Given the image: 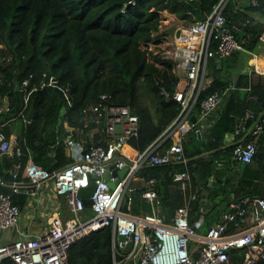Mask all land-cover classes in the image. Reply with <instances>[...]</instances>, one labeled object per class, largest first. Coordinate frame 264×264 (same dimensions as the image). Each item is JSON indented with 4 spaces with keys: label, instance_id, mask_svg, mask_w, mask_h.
<instances>
[{
    "label": "trees",
    "instance_id": "16d2710c",
    "mask_svg": "<svg viewBox=\"0 0 264 264\" xmlns=\"http://www.w3.org/2000/svg\"><path fill=\"white\" fill-rule=\"evenodd\" d=\"M217 1L0 0V100L7 97V105L0 113V124L9 136L6 122L16 118L23 121L17 135L25 152L22 162L27 159L29 150L33 161L49 171L67 164L71 157L64 140L68 136L75 137L76 129L92 130L90 105L101 94H106L112 103L127 105L137 115L138 132L127 141L124 149L131 155L135 151L129 145L136 151L143 150L181 110V103L173 97L179 80V75L172 69L173 61L153 54L143 45L157 39L161 11L167 10L191 22L204 19ZM256 1L255 5L251 0H247L246 5H238L239 0H228L225 9L228 22L240 23L238 30L243 31V36L237 31L236 35L248 37L245 47L250 51H255L260 43L263 22L252 13H259L264 18V0ZM254 62L260 65L259 70L264 69L261 61L256 59ZM50 77L55 81L50 82ZM224 84L219 76L215 77L201 91L192 113L199 111L200 100L207 93L226 89ZM250 94H256L257 99L250 100ZM32 101L34 116L26 121L24 118ZM248 107L254 113L246 122L250 126L264 111V83H252L247 75L239 74L234 87L224 94L218 107L221 108L219 117L208 129L205 149H214L217 154L216 148L223 137L235 132L238 118ZM193 131L192 128L190 139L197 143L199 139ZM244 134L236 135L240 138ZM97 136L94 134L93 138ZM245 139L252 140V134L246 135ZM183 150L190 159L189 171L197 166L191 165L192 162L212 161L210 156H201L204 148L184 143ZM15 160V157L5 155L0 157V174L5 175L6 180L10 177L7 170ZM183 169L185 166L180 162L146 165L139 175L162 181L165 201L176 208L183 203L182 195L170 173ZM0 189L9 191L8 187ZM13 199L23 209L28 197L24 193H14ZM192 205L194 209L197 207L196 202ZM143 208L147 210L148 204L143 203ZM131 210L138 212L137 207ZM243 254V250H231V264H239ZM113 258L109 226L79 237L68 248L69 264H113ZM263 262L260 260V264ZM3 264L14 263L8 257Z\"/></svg>",
    "mask_w": 264,
    "mask_h": 264
},
{
    "label": "built area",
    "instance_id": "2783aa9c",
    "mask_svg": "<svg viewBox=\"0 0 264 264\" xmlns=\"http://www.w3.org/2000/svg\"><path fill=\"white\" fill-rule=\"evenodd\" d=\"M228 0H218L204 19L194 20L182 26L187 31L182 39L174 38L160 48H150L153 54L173 61L172 69L179 75L173 97L181 103V110L172 123L143 150L131 155L124 149L127 141L138 132V117L127 105L112 103L101 94L90 105L92 132L97 138L75 139L67 137L65 145L71 160L53 171L35 163L27 151V159L17 135L7 136L0 125V155L15 157L7 170L9 180L0 174V229H9L8 240L0 241V264L10 258L14 264H69L68 248L79 237L100 227L111 228L113 264L120 252L131 257L135 264H231V250L244 251L239 264H260L264 261V197H254L229 203V209L210 224L204 233L196 230L188 218V208L179 206L173 216L164 218L155 209L161 204L160 180L145 178L139 171L146 165L180 162L183 170L172 171L176 182L186 186L190 182L183 141L193 124L189 117L199 101L201 91L208 86L206 69L210 59L224 58L233 51H252L245 47L248 37L238 38L240 23L227 21L225 9ZM253 5L256 0H251ZM264 44V19L259 32ZM55 81L50 77V82ZM27 80L24 81L26 83ZM224 89L207 93L199 103L198 120H204L223 101ZM250 100L255 95H248ZM3 110L0 106V113ZM254 113L248 108L245 117ZM264 126V111L254 122L250 134L259 133ZM241 132L240 125L235 134ZM171 139L169 143L165 142ZM264 153L254 141L239 138L233 146L232 157L248 163L257 152ZM195 163H191L194 165ZM123 175L112 173L110 166ZM134 181L139 184L132 185ZM93 184L87 206L80 196L81 188ZM63 195L70 217H63L51 210L47 224L40 232H33L20 225L21 206L14 201V193H26L38 199L43 192ZM132 191V193H129ZM134 192L150 206L138 213H130ZM127 198L128 210L122 206ZM58 202H53L57 208ZM87 211L91 216L87 217ZM45 213V212H43ZM229 224L234 230H229ZM124 235V239H119ZM128 245L130 246L127 249ZM127 249V250H126Z\"/></svg>",
    "mask_w": 264,
    "mask_h": 264
},
{
    "label": "crops",
    "instance_id": "0c3cea01",
    "mask_svg": "<svg viewBox=\"0 0 264 264\" xmlns=\"http://www.w3.org/2000/svg\"><path fill=\"white\" fill-rule=\"evenodd\" d=\"M242 3H245L244 5H246L247 0H239L238 5H242ZM252 15L254 18L260 21L264 19L259 13L256 12H253ZM161 17L162 20L159 30L156 32L157 39L144 44L143 47L148 46L152 49H157L165 45L166 42L172 41L174 38L182 39L186 36L187 31L185 28H182V26L190 23L189 21L179 18L175 13L169 12L167 10L161 11ZM237 33L240 36H243V31L237 30ZM250 53L252 55L247 56L243 53V51L239 50L234 51L229 56L224 58L210 59L206 69L208 85L212 83L215 77L219 76L222 81H225L224 85L226 86V89L224 90L226 91L227 89L234 87V83L236 82L239 74L247 75L252 83H258L259 81L264 83V76H262L264 75V69L256 70L254 65L256 63L254 62L256 59L261 61L262 65H264V44L262 42L258 43L255 51ZM255 96L257 99L256 94ZM256 99H254V101ZM6 105L7 103L5 102L4 105H2V108L5 109ZM218 107L211 111L204 120L200 121L197 119L196 123L187 130L186 137L183 141V146L184 143H188L190 146L196 145L200 148H204V150H202L203 152L201 153V156H210L212 161L210 163L206 161V163H195L193 166H197L194 170L190 171V182L186 186H182L181 183L176 182L180 188L183 202L179 206H185L188 208L189 221L192 224H195L196 230L200 233H204L210 224L218 220L221 215L226 212L227 209H229V203L239 202L257 196L264 197L263 152H257L251 161L242 167L240 161L231 157L232 151L230 152L229 150L239 141V136H237L234 132L225 134L221 144L216 148L218 150L217 154H215L216 150L214 149H205V144L208 139V129L213 124V122L217 120L219 114L221 113V108ZM193 114L196 116V118L198 117V112ZM248 119L249 118L245 117L244 114L242 117L238 118V123L236 125V127L240 125L241 132H245L244 136L249 135V132L251 131L254 124L253 123L249 126V124L246 123ZM24 120L26 119L24 118ZM6 123L7 130L10 133L9 136L18 135L21 132L23 121L20 118H16ZM0 125L2 129L3 125ZM195 125L199 126V133L194 129ZM192 128L194 129L193 132L195 133L197 139H199L197 143H193L190 139V130ZM75 133V137H68H74L75 139L83 140H89L94 137V132L91 130L80 131L76 129ZM252 136V140L256 144H258L260 147L264 146V126L259 133L252 134ZM66 139L67 137L65 140ZM1 156L2 155H0V157ZM229 173L230 175L228 176ZM161 182L162 181H160V187ZM217 189L220 190L217 191ZM24 194L27 195L26 193ZM161 195L162 193L160 188V198ZM27 197L28 199L23 209L21 208L22 213L20 225L26 229H29L30 231L36 233L40 232L47 224V216H44V214H47L51 210H56L63 217V219L70 217V213L67 210L65 197L63 195L55 196L51 192L46 191L44 193L42 192L38 199H34L28 195ZM53 202H58L57 208L53 207ZM195 202L197 203V207L194 209L192 204ZM159 206V210H161L162 213L158 210ZM133 207H137L138 211L143 209V199L140 198V195L137 193H134ZM176 208L172 207L173 213ZM155 209L159 212V214L161 213L164 218H170L168 217L167 206L163 208L161 203ZM211 213L213 214L211 215ZM232 227L233 226L229 224V230L232 229ZM11 234V230L8 229L6 234L7 236L5 235V238L0 236V241L8 240ZM116 262L117 264H135L131 257L123 256V252H120L117 255ZM262 264H264V262Z\"/></svg>",
    "mask_w": 264,
    "mask_h": 264
},
{
    "label": "water",
    "instance_id": "95a60500",
    "mask_svg": "<svg viewBox=\"0 0 264 264\" xmlns=\"http://www.w3.org/2000/svg\"><path fill=\"white\" fill-rule=\"evenodd\" d=\"M7 103V97H4V99H2V100H0V106L3 104V103ZM34 112H35V106H34V102L32 101L31 102V104H30V108H29V111H28V113H27V115H26V120L27 121H30L32 118H33V116H34ZM196 121H197V118H196V116L192 113L191 115H190V120H189V122H190V124H195L196 123ZM198 133H199V126L198 125H195V128H194ZM246 165V163L245 162H241V166L242 167H244ZM110 168L112 169V173L114 174V173H116V172H118L120 175H123L125 172H126V168H123V169H120V170H116V169H114L113 168V166L111 165L110 166ZM230 175V173L228 174V176ZM92 188H93V184H90V186H88V187H84V188H81L80 189V191H79V194H80V196H82L83 197V201H84V203L86 204V205H89L90 203H91V199L89 198V196H90V194H91V190H92ZM161 193H162V195H161V200H162V202L164 203V205L165 206H167V210H168V217H172L173 216V209H172V207H170V206H168V204H167V202L165 201V198H164V190H163V184H162V182H161ZM122 208L125 210V211H127L128 210V207H127V198H125L124 199V202H123V206H122ZM119 239H124V235H119Z\"/></svg>",
    "mask_w": 264,
    "mask_h": 264
},
{
    "label": "rangeland",
    "instance_id": "374dc122",
    "mask_svg": "<svg viewBox=\"0 0 264 264\" xmlns=\"http://www.w3.org/2000/svg\"><path fill=\"white\" fill-rule=\"evenodd\" d=\"M165 45H166V43H165ZM165 45H163V46H165ZM1 46V45H0ZM252 54L251 53H247V56H251ZM232 157V156H231ZM136 184H139V181H134L133 183H132V185H136ZM129 193H132V191H129ZM134 193H137V192H134ZM133 193V194H134ZM137 194H139V193H137ZM143 203L146 205V204H148V202H146V200H144L143 199ZM160 209V206H159V208H158V210ZM159 212H161V210H159ZM162 213V212H161ZM160 213V214H161ZM87 217H90L91 216V212H89V211H87ZM7 232H8V229H4V230H1L0 229V236H2V238H5V235L7 234ZM7 236V235H6ZM9 237V236H8Z\"/></svg>",
    "mask_w": 264,
    "mask_h": 264
},
{
    "label": "clouds",
    "instance_id": "9594fccd",
    "mask_svg": "<svg viewBox=\"0 0 264 264\" xmlns=\"http://www.w3.org/2000/svg\"><path fill=\"white\" fill-rule=\"evenodd\" d=\"M2 105H4V103H3ZM126 144H127V143H126ZM126 144H125V145H126ZM124 147H125V146H124ZM117 171H118V170H117ZM117 173H118V172H117ZM140 198H141V197H140ZM87 206H89V205H87ZM132 207H133V205H132L131 208H130V213H134V212H132V210H131ZM148 209H149V208H148ZM148 209H147V210H148ZM143 210H144V208H143ZM145 211H146V210H145ZM138 212H139V211H138ZM138 212H137V213H138ZM118 238H119V237H118ZM128 246H129V245H128Z\"/></svg>",
    "mask_w": 264,
    "mask_h": 264
},
{
    "label": "bare ground",
    "instance_id": "6f19581e",
    "mask_svg": "<svg viewBox=\"0 0 264 264\" xmlns=\"http://www.w3.org/2000/svg\"><path fill=\"white\" fill-rule=\"evenodd\" d=\"M254 65H255V69H256V70H259V68H260V65H259V64H257V63H255Z\"/></svg>",
    "mask_w": 264,
    "mask_h": 264
}]
</instances>
